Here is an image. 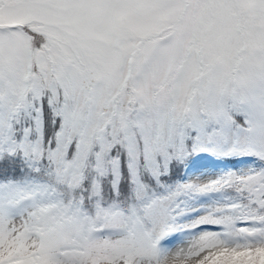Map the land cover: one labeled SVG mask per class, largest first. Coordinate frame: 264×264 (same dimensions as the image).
<instances>
[{
	"label": "snow or ice",
	"instance_id": "snow-or-ice-1",
	"mask_svg": "<svg viewBox=\"0 0 264 264\" xmlns=\"http://www.w3.org/2000/svg\"><path fill=\"white\" fill-rule=\"evenodd\" d=\"M0 264H264V0H0Z\"/></svg>",
	"mask_w": 264,
	"mask_h": 264
}]
</instances>
